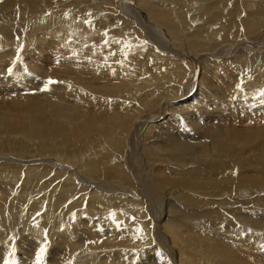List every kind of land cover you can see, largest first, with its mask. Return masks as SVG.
Here are the masks:
<instances>
[{"label":"bare ground","instance_id":"obj_1","mask_svg":"<svg viewBox=\"0 0 264 264\" xmlns=\"http://www.w3.org/2000/svg\"><path fill=\"white\" fill-rule=\"evenodd\" d=\"M133 1H136L137 7L133 5ZM252 1L254 0H241V3L238 2L237 5H234L232 4L233 0H209L208 3L203 0H121L123 11L127 8L135 10L128 12L131 16L138 17L135 23L130 25L136 34H141L146 39L141 41V38L128 36L125 27H130V25H122L119 21L113 22L119 17L115 18L112 15L113 10L109 6L96 5L94 7L97 8L96 12H103L105 17L97 16L96 18L95 16L93 20V14L91 19H87L88 17L83 14V11L77 12L81 13V17L75 13L76 11L71 12L75 14L69 13L68 10L76 5H85V3L90 5L92 0H69L68 4L71 5L68 10L67 8L65 10L69 15L62 12L66 2L58 5L59 0H43L46 7L33 8L32 12H27L25 11L26 7L32 9L33 4L38 6L40 1L22 0L23 5H18L19 8H17L18 14L22 16V12L31 13L35 14V18L28 19L29 22H25L26 26L21 25L20 18H18L20 22L18 19H13V25L17 26L13 30H18V35H20V38L16 40L5 37L6 34L9 35L8 31L12 29V26H9L8 30L1 34L3 38H0V94L4 90V84H12L15 81L30 83L29 80L36 79L42 81L46 88L28 87L21 97L9 98L7 113L10 110L15 115L12 112L6 113V115L3 104L7 102H0V153L3 154L4 150L8 149L16 150L8 144L21 145L25 140L32 141L31 145L34 148V153L36 152L35 157L23 159H18L14 155L11 159L1 160L2 157H0V167H3L0 168V195L6 198L0 200V213H5V215L8 213L10 216H14V220H17V223L15 221V223L9 224L8 218L4 219L5 215L0 214V264H6L10 258L14 259L16 264H35L36 253L44 245H46V250L42 264H136L132 262V259L137 261L138 253L136 252L139 250L140 244L134 248L132 240L137 241L136 236L140 233L139 236H145L144 240L141 237L140 239L146 245L148 242L152 243L151 225L146 222L148 220L140 219L144 212V204L143 200H136L137 197L147 196L146 192L143 191V194L138 195L132 191L131 178L129 179L128 173L124 169L123 161L127 160H124V156L128 137L138 142L142 135V130L139 129L140 125L129 134L125 127L131 119H137L140 116L142 118L139 121L143 124L147 123V125L157 119L164 121L161 124L169 122L167 126L163 125L160 129L164 131L159 132L165 136H167L166 132L171 134V138H169L179 149L166 153L168 156L171 153L169 163L172 167L187 164L185 152H191L192 155L202 153L201 150L204 149L199 148L195 142L196 139L193 138L204 136V140L201 142L210 143V148L205 149L206 158L200 162L201 166H198L200 168L194 169L193 172L186 175L179 165L178 169L173 170V173L162 174L165 183L172 185L173 181L179 182L178 180L183 178L187 184L197 185L199 183L201 185H198V188H208L206 186H220L224 181L225 184L230 183L231 186H234L233 188L229 187V192L233 190L238 192L239 190L240 195L244 190L242 185L247 184L249 180L244 178L247 175H243L242 171V176L240 173L235 174V167L238 171L240 170L238 167L248 168V166H242L239 163L240 160L231 157L221 160L217 156V149L228 138L236 136L234 128H241V132L244 134L247 128L264 125L260 122L264 118V107L259 106L254 109L251 103L241 104L242 101H240L245 87L249 85H253L255 88L254 91H251L253 99L258 98L260 102L264 101V75L263 78H259L264 70L262 61L264 59V46H262L264 45V6L262 7L263 1L257 5L252 4ZM111 2V0H107V4H111ZM115 2L117 3V1ZM56 3L57 5H55ZM228 3L233 6L231 10L226 8ZM12 5L10 4V6ZM252 5H255L253 10ZM7 6L9 7V5ZM111 6L116 7L112 4ZM80 7L82 8V6ZM6 8L3 7L1 10V16L7 17L8 10ZM140 8H144L146 19L154 21V23L150 24L147 21L143 23L144 13L140 12L142 11ZM10 9L14 10L13 6ZM17 9L15 8V10ZM195 12L202 13L199 15L202 19L197 18ZM214 21L219 24H214ZM204 23H206V27L202 28ZM211 24H213L211 27L213 30L209 27ZM237 24L239 28L235 29ZM6 25L7 23L5 27ZM192 25L196 26L193 33L188 30V27L192 28ZM106 26L112 30L103 32V30L106 31ZM163 28L164 31H167V36L172 40L173 45L178 46L177 52L174 51L175 46L172 49L168 43L166 44L168 39L163 38L164 33H161ZM21 31L25 35H22ZM145 31L156 35L158 39L156 41L153 39L155 45L151 43V37L149 39L145 37ZM14 33L12 31V34ZM216 36L222 38L219 40L229 45L219 46L217 43H212L211 40ZM247 37L248 39L256 37L260 39L254 44L248 43L247 46L239 47L236 42ZM192 38L197 42L200 51H194L190 49V45L187 46ZM187 39L189 40L187 41ZM122 41L129 46V50L126 48L127 51H120L119 44ZM38 44L43 46L47 53L51 51L49 52L50 57L56 61V63L54 62L56 72L48 74L45 70L31 68L33 67L31 63H27L30 64V67H27L29 65L19 62L23 61L24 53L28 47L35 48L41 58L45 57L47 53ZM154 46H161L171 51L170 53L158 52ZM131 50L140 54L143 50H147L152 59V66L148 67L147 64L144 67H139L142 60L141 58V61L134 60L128 54L131 53ZM172 52L174 53L172 54ZM231 52H236L233 55L237 54L232 59L205 61L201 57L213 54L216 57L225 58ZM258 52H263L262 60ZM167 54H170L168 59H166ZM197 64H199L200 70L196 68ZM202 65L210 68V74L215 70L219 78L223 79L220 89L230 88V90L219 92L217 88L213 90L214 95L209 94V88H214L215 85L212 83L209 87L200 80L199 74H203ZM9 67L13 71L8 72ZM235 71H239L240 77L233 79L232 85L227 86V82L224 83L225 79L230 80L229 74ZM251 77L252 83L245 85V78L250 80ZM169 80L171 84L168 83ZM223 84H225L224 88H222ZM4 93H7L6 89ZM105 94L110 99L104 106L101 102L105 99ZM176 94H181L180 97L184 98L182 102H178L179 108L176 111L166 114V111L170 112L169 105L159 112L156 110V106L160 105L163 99L173 100ZM213 96L218 98L211 100ZM235 96H237L235 99L237 105L241 104L249 108L247 109L248 117H251L252 114H260L263 115V118L259 122H249V127H246L245 123L238 125L237 122L240 120L237 115L238 108L234 107L235 102L230 100V97L233 99L232 97L235 98ZM2 101L5 100L2 99ZM94 102L93 106L95 107L92 108L91 105ZM101 109L113 112H99ZM244 117L245 115L242 118ZM185 121L188 122L186 128L185 125L182 126V122ZM217 123L220 125L218 126ZM152 124L147 126L146 132L155 128ZM161 124H156V126H161ZM123 128L124 131H122ZM182 128L183 136L172 138L176 134V130ZM215 132L225 138L218 145L213 142ZM91 134L101 135V137L96 135L99 138L96 140ZM107 134L111 135L109 140ZM87 137L91 139L89 140ZM86 138L89 142L94 141V144H98L101 148L100 151H96L98 149L95 148L96 152H89L87 149L89 154L85 150L84 153L80 147L83 146V143L86 144ZM244 142L250 144L248 141ZM240 144L241 141L237 140L229 147ZM91 145L93 144L90 143V147H88L89 144H87V147L93 150L94 146ZM111 146L117 148L118 156L115 155V149H112ZM26 147L24 145L20 147V150ZM69 147H76L73 150L76 152L69 153ZM161 148L164 150L163 147ZM253 148L255 152L259 147L253 145ZM148 151L152 152V150ZM148 151L145 152L148 154ZM90 153L98 154H93L91 157ZM83 154L88 157L85 155L82 157ZM254 154L256 156V153ZM152 155L163 156L161 153ZM40 156L43 158H38ZM80 156L81 158H79ZM138 156L142 157V155ZM140 158L137 161L139 165L142 161ZM164 158L166 159V156ZM152 159H154L153 156ZM161 160L163 159L161 158ZM130 162L133 165L132 160ZM254 164L258 166L256 170L251 168V171H257V175H261V177L258 181H255L257 178L252 180L254 176H251L253 174L250 173L251 180L248 185L256 183L257 186L263 187L264 160ZM186 172L188 173V171ZM211 174L218 176L219 180L217 177L210 178ZM119 177L120 181L118 182L120 183L111 181V179ZM124 179L125 183L123 184ZM69 180L70 182H68ZM55 189H60V191ZM222 190L223 188H220V191ZM12 192H17V195L10 197ZM168 193H173L172 189ZM147 197H149L148 206H150L151 198ZM257 201H262V198L259 200L246 199L240 201L241 209L232 207L233 211H223V213H228L229 219L222 218L223 215L221 217L217 210L211 212L213 225L222 223V220L223 223L232 220V230L234 231L231 229V231H227L226 228L219 237L220 241L217 239L218 245L215 244V247L209 240L210 238L207 239V248L211 247V254L216 259L208 264H264V212L252 208ZM262 202L264 205V198ZM111 214H115V222ZM186 218L188 219V217ZM233 219L236 222L238 220V223L235 222L234 225ZM194 230V226L186 225L180 232L190 240H195L197 236ZM214 234L218 233L214 232ZM82 235H84V239L81 237ZM147 236H149L148 240ZM172 236L173 238L178 237L177 234ZM213 236L212 234L211 237ZM73 247L76 248V251ZM128 249L137 251L132 253L131 257L128 255ZM192 249L196 250V247ZM180 251L178 253L183 260L184 255L182 256L183 253L181 254ZM189 253L192 255L191 252ZM191 255L189 256L192 257ZM143 258L157 263V260L162 257L153 254ZM184 261L187 264L186 258ZM187 261L189 264L193 262L191 258H187ZM196 263L199 264L198 261Z\"/></svg>","mask_w":264,"mask_h":264},{"label":"rangeland","instance_id":"obj_2","mask_svg":"<svg viewBox=\"0 0 264 264\" xmlns=\"http://www.w3.org/2000/svg\"><path fill=\"white\" fill-rule=\"evenodd\" d=\"M7 1L8 0H0V14H1V10L3 9V7H7L6 9L8 10V13L6 15L7 17L0 15L1 16L0 17V31H3V32H0V38L1 37L3 38V36H1V34H4L6 32V30H8V27L9 26H12V29L8 31L9 35L6 34L7 36H5V37H9L11 40H16L17 38H20V35H18V33H19L18 30H16V31L13 30V29H15L14 27H17V26H14L13 25V21L14 20H17L18 18H20L22 20L21 21L22 22L21 25H25V22H27L28 19H34L35 18V14L22 12V16H21V15L18 14V9L17 8H19L18 5H23L22 4V0H10L8 2ZM39 1H40V3H39L38 6L36 4H33L32 9L29 8V7H26L27 9L25 11L32 12L33 8L34 9L35 8L36 9H42V8H40L41 6L43 8L46 7L44 5L43 0H39ZM92 1L95 2V4H93V2H91L90 5H88V4L85 3V5H80V6H82V8L80 6H78V5H76V7H73L71 9H69V6L71 5V4H68L69 3V0H59L58 5L63 4L65 2L67 3V4H65L66 6L64 8H62V12H64L63 14H65V15H69V13L70 14H75L77 12L83 11V14L84 15L85 14L87 15V17H88L87 19H89L91 16L94 15L92 17V20L95 19V16H96V18H97V16H101V18H104L105 17V14L103 12H96L97 8H94V7L96 5H103V6L106 5V6L111 7V9L113 10V14L112 15H114L115 18H118L119 17L118 19L113 20V22L119 21L122 25H126V24L127 25H130V24L133 25L135 23V20L138 18L136 16H131L128 13L129 11L131 12V11H135V10H133V9L131 10L129 8H127L126 10H124L125 12L122 10V5H121L122 2H121V0H111L112 1L111 4L112 5H116L115 8H113V6H111V4H107V0L106 1L105 0H97V1L96 0H92ZM104 1H105V3H104ZM115 1H117V3ZM203 1L205 3H208L209 0H206V1L203 0ZM261 1H263V5H262V7H263L264 6V0H254L251 3L257 5V3H260ZM238 2L241 3V0H238V1L237 0H233L232 4L237 5ZM9 3L11 5L13 4L12 6H13L14 10H15V8L17 10H15V11L14 10H11L10 8L12 6H10ZM232 4L229 5V3H228V6H226V8L228 10H231L233 8ZM7 5H9V7ZM55 5H57V3ZM133 5H135L137 7L136 1H133ZM92 7H93V9H92ZM254 7H255V5H252V10L254 9ZM66 8H67V10L69 9L68 10L69 13H68V11L65 12ZM168 8H169V5H168ZM77 9H79V10L77 11ZM115 9H116V11H115ZM140 9H142V11H140V12H143L144 8H140ZM12 11H14V12L12 13ZM74 11H76V12L75 13H71V12H74ZM143 13H144V16H143L144 18L142 19L143 23H145L146 21L148 23H150V24H152V22L154 23V21H150V20L146 19L147 16H146L145 12H143ZM195 13H196V17L197 18L202 19L201 17H199V15L202 14V13H200V12H195ZM80 14L81 13H77L78 16H80ZM5 18H6V20H5ZM62 18H63V16H62ZM98 18H100V17H98ZM42 19H44V18H42ZM132 21H134V22H132ZM18 22H20L19 19H18ZM214 22H215L214 24H219V22H217V21H214ZM4 23L5 24L7 23V25H6L7 29H6ZM9 23H10V25H9ZM197 24H199V23H197ZM200 24H202V23L200 22ZM205 24L206 23H204V25H202V28L206 27ZM131 25H130V27L132 28ZM34 26L36 27L38 25H34ZM212 26H213V24H211L209 26L211 30H213L211 28ZM130 27H128V26L125 27V29L127 30V33H128V36L129 37H131V38H139V39L141 38L140 39L141 41H143V39L146 40L143 35L136 34L134 32L133 28L131 29ZM219 27H220V25H219ZM188 28H189L188 30H190L191 33H193L194 32V29L196 28V26L195 25H192V28H191V26L188 27ZM237 28H239V25L238 24L235 26V29H237ZM2 29H4V30H2ZM111 30L112 29H110L109 26H106V31L103 30V32H109ZM164 30L165 29L163 28L161 30V33L162 34L164 33L163 38H165V39L167 38L168 39L167 40L168 42H166V44L168 43L169 44L168 46H170L172 49H174L173 46H175V45H173L172 40L168 38L167 33H166L167 31H164ZM12 31L15 32L16 34L15 33H14L15 35L12 34ZM22 32L23 31H21V34L22 35H25ZM153 32L155 34V30L154 29H153ZM145 37L147 39H149V37H151V41H152L151 43L153 45H155V41L158 39L156 37V35L150 34L149 31L148 32L145 31ZM219 39H222V38H220V37L217 38V36H216L213 40H211V42L212 43H217L219 46L229 45V44H227L225 42H222ZM259 39H260L259 37H256L255 39H248V37H247V38H244V39H242L240 41H237L236 43H237V45L239 47H242V46H247L248 43H253L254 44L255 41H258ZM188 40L189 39H187V41ZM153 41H154V43H153ZM166 44L164 43V46ZM189 45H190V49H192L194 51H200V47L198 46L197 42L193 40V38H192L191 42H189L187 44V46H189ZM39 46L41 47V49L43 51H45L47 53V50L44 49L43 46H41V45H39ZM119 46H120V51H123V50L124 51H127L126 48L128 50L130 49L129 46L127 44H125L123 41L120 42ZM262 46H264V45H262ZM154 47H155V49H157L158 52L170 53V51H171V50H168L167 48L164 49L161 46H157V47L154 46ZM47 49L50 50L49 48H47ZM177 49L179 50L178 46L176 45L174 51L177 52L178 51ZM49 52H51V51H49ZM49 52L46 54L45 57H42L41 58L37 54L35 48L28 47L27 50H26V52L24 53L25 55L23 56V61L21 60L19 62H23L24 65H29L27 67H30V64H27V63H31V65L33 66L31 68H39V69L45 70L48 74L50 72H56V68L54 66V62L56 63V61H54V59L50 57V53ZM173 53L174 52H172V54ZM234 53H236V52H231L229 55L225 54V55H227V57H225V58L224 57H216L213 54H206V55H203L201 57H203L205 61H207V60H209V61L210 60H217V59L218 60L219 59L220 60H225V59H232L235 55H237V54L233 55ZM258 53H260L259 56L262 57L263 52H258ZM128 54L131 55V57L134 60H136V61H141L142 60L141 61L142 63L139 64V67H144L147 64L149 65L148 67H151L152 66V59L150 58L149 53L147 52V50H143L141 54L140 53H137V52H135L133 50H131V53H128ZM231 55H233V56H231ZM167 56H165V57H167L166 59L169 58L170 54H167ZM261 57H259V58H261ZM140 58H141V60H140ZM145 58H146V60H145ZM262 59H263V57L261 58V60ZM262 61L264 62V59ZM230 62H232V61H230ZM196 66H197L196 68H198L200 70L199 64H197ZM202 68H203L202 69V73L203 74L202 75H201V73L199 74L201 76V79L200 80L203 81L206 86L209 85V87H211L212 83H213V85H215L214 88L213 87L209 88V94L214 95L213 90L214 89L216 90L217 88L219 89V92H225L227 90H230V88L220 89L221 88V82H222L223 79H220L219 78V76L217 75V73L215 72V70H213L211 68L213 70V72H211V74H210V71H209L210 68L208 66L204 67L202 65ZM204 71H205V73H204ZM238 72L235 71L233 73H230L229 74L230 80H226L225 79L224 83L227 82V86H229V84L232 85V80L233 79H237L238 77H240V75H238ZM233 75H234V77H233ZM263 75H264V70L261 73V76L259 78H263ZM225 78H227V77H225ZM245 79H246L245 85L247 83H252V81H253L252 80V77L250 78V80L247 79V78H245ZM26 82L27 81H15L12 84H4V90L0 94V102H7L6 104H3L2 103L3 106H4L5 114L8 112L7 106H9L8 105L9 104V101H10L9 98L15 99L17 97H21L26 92V90L28 89V87H37L39 89H45L46 88L42 81H39V80H36V79L29 80L30 83H26ZM168 83L171 84L170 80L168 81ZM224 86H225V84H223L222 88H224ZM5 89H6L7 93H4ZM254 90H255V88L253 87V85H249V86H246L245 87V91H244L243 95L240 98V101H242L241 104H245L246 102L247 103H251V106L254 109H256L259 106L264 107V101L263 102H260L258 100V98L253 99V97L251 95V91H254ZM104 91H107V90L104 89ZM157 91L158 90H156V92ZM180 95L179 94H176L173 97L174 99L173 100H169V101H167L168 99L167 100L166 99H163L161 101V104L158 105V106H156V110L159 112L163 108L166 109L167 106L169 105L170 106L169 107L170 112L169 111H166L165 113L166 114L167 113H173L174 111H176L179 108V103L178 102H182V100H184V98L183 97H180ZM193 95H194V93H193ZM140 96H142V95H140ZM236 97L237 96H235V98L232 97L233 99H231V97H230V100H233V102H235L234 103L235 105H233V106L238 108V111H237V115H239L238 116V120L240 119L237 122L238 125H242L243 123H245L246 124V127H249V122H251V123L259 122L263 118V115H260V114H252L251 117H248L249 111L247 112V109H249V108H246V106L241 105V104H240L241 106L240 105H237L236 104V100H235ZM217 98L218 97L213 96V97H211V100H214V99H217ZM2 99L5 100V101H2ZM108 99H110V98L107 96V94H105V99L103 100V102H101V104H103L104 106H105V104H108V101H109ZM162 102H163V104H162ZM93 105H95V102L92 103V105H91L92 108L95 107ZM93 111L95 112V110H93ZM11 112L12 111L9 110V113H11ZM99 112L110 113V112H113V111L112 110L105 111V110H102L101 109ZM9 113H7V114H9ZM12 113L15 115L14 112H12ZM243 115H245L244 118H242ZM140 118H142V117L140 116L137 119L136 118L133 119V120L131 119V121H129V124H127L129 127L127 125L125 127V130H128V134H129V133H131L132 130L134 131L138 127L141 126L139 129L142 130V135H141L140 141H138V142L135 141V140H133V139H129V137H128L129 141H128V139L126 140L127 147H126L125 156H124V160L125 159H127V160H125L123 162L125 163L124 169L128 173L127 175L129 177V179L131 178L130 181H131V185H132V191L135 194H138V195H140V193L143 194V191H144V193L146 192V195L147 196H150V198H151V200H150V206H148L149 205V197H147V196H144V197H141V198L137 197L136 200L137 199L143 200V202H142L144 204V212H143V209H142V212H143L142 215L143 216L141 215L142 218L140 217L141 212L138 214V216L140 217L141 220H143V221L148 220L146 222L150 223V225H151V233L150 234H151V241H152V243H149L148 242V245H146L144 243V241H143L145 239V236H143V235L142 236H139L140 233H138L137 236H136L138 242L132 240L133 241L132 242V246L135 248V247H137L140 244L139 250L137 251V250H130V249H128L127 250L128 255L132 257V253H135L137 251L136 253H138L137 256H138V259L139 260L137 259V261L135 262V260L132 259V262H134L136 264H186L185 261H184L185 258H186L187 264H189V261H187V258H191L193 260V262H191L190 264H197L196 261H198L199 264H208V262L216 261L215 256L211 254V252H212L211 247L210 248L208 247L209 248V251H208V248H207V245H208L207 244V239L210 238L209 240L212 241V244H214V247H215L216 246L215 244L218 243L219 237L221 236V234L224 233L225 229L227 228L226 229L227 231H231L232 230V223L233 222H231L232 220H230V221H228L229 223L228 222L223 223V220H222V223H220V224L219 223L218 224H215L214 223V225H213V222L214 221L211 219V215H210L211 212L217 210V211L220 212V216L221 217L223 215L222 218L225 219V217H226V219H229L230 216L229 215H228L229 217L227 216L228 213L227 212L223 213V211H228V210L233 211L232 210L233 209L232 207L241 209L242 203H240V201H243V200H246V199H248V200H251V199H254V200L257 199V200H259V198H262V201H263V198H264V188L263 187L264 186L263 187L262 186H257L256 183H252V184H249L248 185V183H250V180H251V178H250V175L251 174L250 173L253 174L251 176H254V178L252 180H254V179L257 178L255 181H258L259 178L261 177V175H257V173H258L257 171H253L254 172L253 173L251 171V168L252 169L254 168L253 170H256V168H257L258 165H255L254 163H256V162H258L260 160H264V125H261V126H258V127H253V128H250V129L247 128L246 129V132L244 134L241 132V128H234V131H235L236 136H233V137L228 138L226 140V142L217 149V156L221 160H226L227 157H231L233 159L240 160L239 163L242 166H246V167L248 166V168H249L248 169V168H245V167H238L240 170L237 171V168L235 167V172H236L235 174H237V173L238 174L239 173L241 174V171H242V174L243 175L244 174L247 175L244 178H246V179L249 180V181H247V184L242 185L243 188H244V190H242V192L240 193V195H241L240 196L239 195V190H238V192H236V190H233V191H230L229 192V190H228L229 187L233 188L234 186L233 185L231 186L230 183H226L225 184L224 181L221 182L222 185H220V186L218 185L219 187L217 185H215V186H217L216 188H213L215 186H213V187L211 186L210 187V185L209 186H206L208 188H202V187L201 188H198V185L200 186L201 184L197 183V185H190L189 183L187 184L186 182H184L183 181V178H180V179L177 178V179H179L178 180L179 182H177L175 180V181H173L174 184H172V185L169 184V183H165L166 181L162 178V176H163L162 174H164V173H170V172L173 173V170L178 169L177 167L179 165H180V169L182 170V172H185L186 175H189V173L190 172H193L194 169L196 170V169L200 168L198 166H201V163L200 162H202V160L204 158H206V156L204 155L205 152H206L205 149H207V147H208V149L210 148V143L209 142L208 143L201 142V141L204 140V136L198 137V138L197 137L193 138V139H196L195 142L197 143V146L199 148L204 149V150H201L202 153L201 154L200 153H197V154L192 155L191 152L190 153L185 152L186 153L185 156H186V159L188 161L187 164H179V165H175L174 167H172L170 165V163H169L170 162L169 156L171 155V153L169 154V156L166 155V153H169L170 150L173 151L174 149H178V148H177V146H175V144L173 143V141H171L172 140V139H170L171 138V134H169L168 132H166L167 133V136H165V135H162L163 133L159 132V131H164V130H160V129H162L163 125L167 126V124L169 122H167L166 124H161L164 121L163 120H160V119H157L154 122H150L149 125L151 123H153L152 125L155 128H152L150 131L146 132L147 126L149 127V125H147V123H144V124L141 123L139 121ZM170 122H172V121H170ZM260 122L264 123V118ZM187 123L188 122H186V121L185 122H182V126L185 125V128H186V126H188ZM156 124H161V126H156ZM217 125L219 126L220 124L217 123ZM183 128L182 129H177L176 130V134L174 136H172V138H174V137L175 138L182 137L183 136V133H184ZM122 131H124V128L122 129ZM96 135L97 134H91V136H93V139H96L97 140L99 138H97L98 135L97 136ZM143 135H144V137H143ZM99 136L101 137V135H99ZM109 137H111V135H108L107 134L108 140H109ZM87 138L89 140L91 139L90 137H87ZM87 138H86V144L83 143V146L80 147L83 150V152H84V150L87 152L88 151L87 149H89V152L100 151L101 148H99L98 144H94V141H90L89 142V140ZM223 139H225L223 135H221L219 133H216V132L214 133L213 142H215L217 145ZM237 140H240L241 141V144L240 145H234V146L229 147L230 144H232L234 141H237ZM244 141H248L250 144L245 143ZM31 142L32 141L25 140L21 145L20 144H17V145H14L13 146V145L8 144V146H12L13 148H16V150H10V149L4 150L5 152L3 154L0 153V157H2L1 160L2 159H6V158L11 159V158H13V155L14 156H17L18 159L28 158V157H32V156L36 155V152L34 153V148L32 147V145H31L32 143ZM200 142H201V144H200ZM90 143L93 144L91 146H94L93 150H90V148H88V147H90ZM87 144H89L88 147H87ZM24 145H26L28 148L26 147L25 149L20 150V147H22ZM253 145L259 147L258 150L255 151V152H254ZM136 146H141V147H139L141 149H139L138 147L136 148ZM160 146L163 147L164 150H162V148ZM111 147H112V149H115V155L118 156V153L119 152L117 151V148L115 146H111ZM74 148H76V147H69L68 148L69 153L70 152H74L75 153L76 151H73ZM95 148H97L98 150H96ZM31 150H32V152H30ZM148 150H152V152L150 151L151 152L150 153ZM103 151H105V150H103ZM145 151H148V154H150V155H148ZM83 152H80V153H83ZM113 152L111 153L112 155H113ZM136 152H137V154H136ZM139 152H140V154H138ZM153 153H158V154L161 153V154H163V156L152 155ZM254 153H256V156H255ZM87 154H89V153L87 152ZM90 154H91V157H93V154L96 155L98 153H90ZM84 155H85V157H88L86 154H83L81 156L84 157ZM138 155H140V156L142 155V157L140 158ZM253 155H254V158H253ZM81 156L79 158H81ZM152 156L154 157V159H152ZM165 156H166V159L167 160L164 158ZM45 157H47V156H45ZM38 158H43V157L40 156ZM139 158L142 160V161H140V165H139V163L137 164V161H139L138 160ZM161 158L163 160H161ZM130 159L132 160V162H133L132 164L133 165H131V162H130L131 160ZM166 161H167V163H166ZM171 161H172V159H171ZM79 162H80V160H79ZM160 162H161V164H160ZM261 162L263 163V161H261ZM40 163H42V162H40ZM90 163H92V162H90ZM17 164H19V163H17ZM20 164H22V163H20ZM177 164H178V162H177ZM0 168H3V167H0ZM22 168H24V167H22ZM231 168H234V167H231ZM158 169H159V171H158ZM248 170H250V171H248ZM138 171H139V173H138ZM186 171H188V173ZM31 172L29 173L30 175H31ZM242 174H241V176H242ZM216 177L218 179V176H216L214 174H211V176H210V178H213V179L216 178ZM111 181H113V183H115V182L120 183V182H118V181H120V177L119 178L111 179ZM261 181H263V180H261ZM68 182H70V180ZM209 182L211 183L212 181H209ZM122 183L123 184L125 183V179L122 181ZM227 184H228V186H227ZM187 185H188V187H187ZM250 185L252 186V188H251ZM258 185H260V184H258ZM255 186H257V187H255ZM247 187H249V188H247ZM220 188H223L224 192H223V190L220 191ZM171 189H172L173 193H168L169 190H171ZM55 190L60 191V189H55ZM243 191H245V192L243 193ZM47 193L48 192L46 191V194ZM134 193H133V197L135 196ZM229 193L231 194V197H229L230 196ZM237 193L239 195V198H238ZM125 194H130V193H125ZM233 194H235V195H233ZM243 194H244V196H243ZM16 195H17V192L10 193V197H15ZM236 195H237V197H236ZM151 196L153 197V199H152ZM5 199L6 198H3L0 195V200H5ZM235 201H237V202L235 203ZM262 201H260V202L257 201V203H259L263 207L262 206H258V204L255 202L256 205L253 204L254 206L252 208H254L255 210H257L259 212H264V205L262 204L263 203ZM145 205H146V207H145ZM7 209L9 210V208H7ZM156 211H157V213H156ZM135 213H137V212H135ZM221 213H223V214H221ZM0 214H4L5 215V213H0ZM160 214H162V215H160ZM248 215H250V214H248ZM160 216H162V217L159 220V217ZM185 216L188 217V219ZM250 217H253V216L250 215ZM3 218L4 219L5 218L6 219L8 218L9 224L11 222L12 223H15V221L17 223V220H14L15 219L14 216H10L8 213ZM233 221H234V219H233ZM235 222L236 221H234V225H235ZM236 223H238V220H237ZM226 224L229 225V226H225L224 227V225H226ZM186 225H189L191 227L194 226V228H195L194 231H195L196 236H197L195 240H190L187 236L184 235V233L180 232V230H183L184 227H186ZM174 226L177 229H174L175 228ZM204 228H205V230H204ZM198 229H199V231H198ZM217 229H218V231H217ZM200 230H201V232H200ZM202 230H204V231H202ZM211 231H212V233H211ZM232 231H234V230H232ZM204 232H205V234L207 236L204 234ZM208 232H210V233L208 234ZM214 232L215 233H218V234H214ZM12 233L14 234V232H12ZM173 234H174V236H175V234H177L178 237L177 238H173V236H172ZM212 234L214 235L213 237H211ZM226 234H228V233H226ZM209 235H211V236L208 237ZM149 236H147V240H148V237ZM239 236H241V235H239ZM81 237L84 239V235H82ZM140 237L143 240H141ZM199 237H200V239H198ZM252 237H254V236H252ZM199 242H200V244H199ZM220 246H221V244H220ZM195 247H196V250L195 249H192V248H195ZM73 248L75 249L74 251H76V248L75 247H73ZM179 248L183 252H181L179 250ZM140 249H143V250H140ZM210 249H211V251H210ZM179 251H180L181 254L183 253L182 256L184 255L183 256L184 257L183 260H182V257L180 258V254L178 253ZM189 252H191L192 255ZM153 254L155 256H160L162 258L161 259H158L157 260L158 261L157 263H154V261H152V260L151 261H147L145 258H143V257H150ZM189 255H191L192 257H190ZM199 256H200V258H198ZM115 257H117V256H115Z\"/></svg>","mask_w":264,"mask_h":264},{"label":"snow or ice","instance_id":"obj_3","mask_svg":"<svg viewBox=\"0 0 264 264\" xmlns=\"http://www.w3.org/2000/svg\"><path fill=\"white\" fill-rule=\"evenodd\" d=\"M7 71L11 72V71H13V69L11 67H9V69ZM111 215H112L113 220L115 222V218H114L115 214H111ZM45 250H46V245L41 246L39 248V250L36 253V262H35V264H42V258H43V255L45 253ZM6 264H16V261L14 259L10 258L9 261L6 262Z\"/></svg>","mask_w":264,"mask_h":264}]
</instances>
